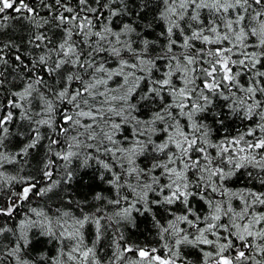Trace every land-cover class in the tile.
<instances>
[{"label": "snow or ice", "instance_id": "6c2138e0", "mask_svg": "<svg viewBox=\"0 0 264 264\" xmlns=\"http://www.w3.org/2000/svg\"><path fill=\"white\" fill-rule=\"evenodd\" d=\"M0 264H264V0H0Z\"/></svg>", "mask_w": 264, "mask_h": 264}]
</instances>
